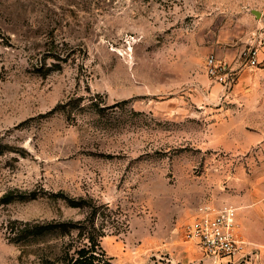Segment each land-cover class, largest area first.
Returning a JSON list of instances; mask_svg holds the SVG:
<instances>
[{"label": "rangeland", "instance_id": "374dc122", "mask_svg": "<svg viewBox=\"0 0 264 264\" xmlns=\"http://www.w3.org/2000/svg\"><path fill=\"white\" fill-rule=\"evenodd\" d=\"M262 142L264 0H0V264H264L260 219L228 261L183 235L264 202Z\"/></svg>", "mask_w": 264, "mask_h": 264}, {"label": "built area", "instance_id": "2783aa9c", "mask_svg": "<svg viewBox=\"0 0 264 264\" xmlns=\"http://www.w3.org/2000/svg\"><path fill=\"white\" fill-rule=\"evenodd\" d=\"M257 50L258 48H251L247 52L250 57L249 66L258 64ZM206 71L222 84L224 92L232 84L235 71L226 61L212 54L206 59ZM236 210L232 204L198 205L190 220L183 226L185 240L195 244L200 252L213 262L240 257L242 239L238 235Z\"/></svg>", "mask_w": 264, "mask_h": 264}, {"label": "crops", "instance_id": "0c3cea01", "mask_svg": "<svg viewBox=\"0 0 264 264\" xmlns=\"http://www.w3.org/2000/svg\"><path fill=\"white\" fill-rule=\"evenodd\" d=\"M246 77H247L246 75L243 76L244 79H247ZM262 136L263 133H258V131L245 130L243 132L242 138H240L239 140L237 139L236 140L237 142L234 140L233 144L235 145L237 143L236 144L237 148H241L239 149V151H243L244 149L247 148V146L250 147L252 144L258 141L261 142ZM263 147H264V142L260 144V147H258V149L254 150L257 156L261 157L262 155H264V149H262ZM228 199L232 201L231 203L237 205L236 218L237 221L240 223L239 234H243L245 237L249 238V235L253 234L254 232V231L252 232L254 227L252 226L251 223H253V221H255L256 219L258 220L260 219L262 220V222H264V202L248 205L245 203L246 199L243 197L242 193H240L237 196H230L228 197ZM263 228L264 227L262 226L259 227V229L261 230H263Z\"/></svg>", "mask_w": 264, "mask_h": 264}, {"label": "trees", "instance_id": "16d2710c", "mask_svg": "<svg viewBox=\"0 0 264 264\" xmlns=\"http://www.w3.org/2000/svg\"><path fill=\"white\" fill-rule=\"evenodd\" d=\"M64 264H102L94 260V255L92 253L87 254L85 249H80L77 252L76 257L70 258ZM105 264H112L110 261H106Z\"/></svg>", "mask_w": 264, "mask_h": 264}, {"label": "water", "instance_id": "95a60500", "mask_svg": "<svg viewBox=\"0 0 264 264\" xmlns=\"http://www.w3.org/2000/svg\"><path fill=\"white\" fill-rule=\"evenodd\" d=\"M255 12H257V11L255 10Z\"/></svg>", "mask_w": 264, "mask_h": 264}]
</instances>
